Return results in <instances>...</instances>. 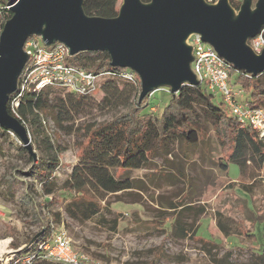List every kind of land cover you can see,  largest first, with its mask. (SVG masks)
I'll use <instances>...</instances> for the list:
<instances>
[{
    "label": "rangeland",
    "instance_id": "obj_1",
    "mask_svg": "<svg viewBox=\"0 0 264 264\" xmlns=\"http://www.w3.org/2000/svg\"><path fill=\"white\" fill-rule=\"evenodd\" d=\"M256 2L250 0L252 10ZM153 96L158 100L153 111L160 110L166 93ZM194 107L202 129L199 142L188 148L167 142L146 166L125 173L132 189L103 198L70 176L84 127L110 121L124 110L104 99L102 89L63 128L54 124L51 112L43 114L50 141L63 149L61 165L46 183L35 179L33 163L19 150L15 135L0 132V242H6L0 262L7 264L48 222L50 233L64 229L88 264H264L257 257L264 247V166L245 176L233 164L226 173L220 170L221 142L203 107ZM174 224L196 231L183 238L172 230ZM209 236L217 245H202L199 237Z\"/></svg>",
    "mask_w": 264,
    "mask_h": 264
},
{
    "label": "trees",
    "instance_id": "obj_2",
    "mask_svg": "<svg viewBox=\"0 0 264 264\" xmlns=\"http://www.w3.org/2000/svg\"><path fill=\"white\" fill-rule=\"evenodd\" d=\"M10 1L0 0V32L4 23L12 16L8 9ZM119 3L120 0H83L82 8L87 16L114 18L118 14ZM241 3L229 0L230 7L236 11ZM260 35L264 38V27ZM68 61L93 72L121 70L110 65V57L104 51L79 52L70 56ZM230 79L231 85L242 88L249 95L247 102L251 107L264 110V72L251 76L233 68ZM21 82L19 77L17 90L10 95L6 107L8 113L25 127L29 125L30 130H26L32 136L31 146L34 152L38 149L40 154L35 152L33 158L22 146H19V150L26 154L28 163H33L31 171L35 179L39 183H46L61 165L59 156L63 149L50 141L43 126V114L51 112L54 124L63 128L64 123L82 113L86 100L93 94L76 95L55 86L38 90L30 85L21 90ZM99 89L103 90L104 99L116 101L117 106L124 110L110 121L84 127L79 160L70 174L71 178L80 179L96 197L103 198L104 195H115L132 189L133 182L129 177H124L125 173L146 166L151 156L162 153L167 142L180 143L186 148L197 144L202 129L195 104L203 107L221 142L222 157L217 162L220 170L226 173L229 164H233L238 167L240 176H245L248 170L258 171L264 166V137L259 138L249 127H240L229 115L220 98L216 100V96L210 94L202 83L196 87L183 86L174 94L167 92L169 89L158 90L140 99V81L137 77L128 81L106 76L100 81ZM157 92H165L167 97L161 109L153 111L158 101L154 100L156 97L153 95ZM0 132L5 136L11 134L2 127ZM28 189H31V185ZM25 200L27 204L30 203L29 196ZM49 205L53 203L49 202L47 206ZM52 217L57 221V214H52ZM48 224L47 222L42 234L34 235L18 252L20 255L35 257L33 264H60L39 258L37 245L50 233ZM171 227L173 231H179L183 238L196 231L179 225L176 227L175 224ZM199 241L204 246L217 245L212 236L208 239L199 237ZM10 247L18 248L13 242ZM257 257L264 260V247Z\"/></svg>",
    "mask_w": 264,
    "mask_h": 264
},
{
    "label": "water",
    "instance_id": "obj_3",
    "mask_svg": "<svg viewBox=\"0 0 264 264\" xmlns=\"http://www.w3.org/2000/svg\"><path fill=\"white\" fill-rule=\"evenodd\" d=\"M83 0H11L12 16L0 32V127L15 135L35 158L26 127L7 111L10 95L27 62L23 51L29 37L46 45L62 43L70 56L107 52L110 65L129 69L140 81V99L161 88L177 93L200 82L191 71L186 39L198 34L235 70L257 76L264 72V51L255 54L248 41L264 27V0L251 9L242 1L237 14L229 0H122L114 18L87 16Z\"/></svg>",
    "mask_w": 264,
    "mask_h": 264
},
{
    "label": "built area",
    "instance_id": "obj_4",
    "mask_svg": "<svg viewBox=\"0 0 264 264\" xmlns=\"http://www.w3.org/2000/svg\"><path fill=\"white\" fill-rule=\"evenodd\" d=\"M218 1L212 0V4ZM238 1L242 2V0ZM186 44L191 48L190 68L195 78L210 94L219 96L229 115L240 127H249L257 133L259 138L264 137V110L251 107L242 99L244 95L242 88L231 85L230 72L233 67L210 45L204 43L198 34L190 35L186 39ZM248 45L255 54H260L264 51V38L259 34L256 38L249 40ZM23 51L27 55V62L20 75L21 90L30 85L38 90L55 86L76 95L93 94L99 89L100 81L106 76L128 81H133L134 77H137L129 69L93 72L76 66L68 61L70 54L62 43L46 45L38 36L29 37ZM162 89L164 88L159 90ZM37 248L39 258L47 262L88 264L89 261L85 254L74 249L63 228L55 232L51 231L45 240L38 243ZM11 255L7 258V264H33L35 260L33 256L20 255L18 252Z\"/></svg>",
    "mask_w": 264,
    "mask_h": 264
},
{
    "label": "bare ground",
    "instance_id": "obj_5",
    "mask_svg": "<svg viewBox=\"0 0 264 264\" xmlns=\"http://www.w3.org/2000/svg\"><path fill=\"white\" fill-rule=\"evenodd\" d=\"M5 245L6 242H0V256H3L6 252H5Z\"/></svg>",
    "mask_w": 264,
    "mask_h": 264
},
{
    "label": "crops",
    "instance_id": "obj_6",
    "mask_svg": "<svg viewBox=\"0 0 264 264\" xmlns=\"http://www.w3.org/2000/svg\"><path fill=\"white\" fill-rule=\"evenodd\" d=\"M245 95H246V94L244 93V95H243V98H242V99H243L244 101H247V100L245 99Z\"/></svg>",
    "mask_w": 264,
    "mask_h": 264
}]
</instances>
